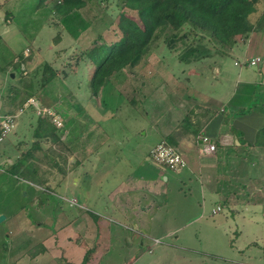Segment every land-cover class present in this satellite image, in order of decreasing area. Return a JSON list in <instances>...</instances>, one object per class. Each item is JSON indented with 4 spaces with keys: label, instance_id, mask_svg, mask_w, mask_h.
<instances>
[{
    "label": "rangeland",
    "instance_id": "obj_1",
    "mask_svg": "<svg viewBox=\"0 0 264 264\" xmlns=\"http://www.w3.org/2000/svg\"><path fill=\"white\" fill-rule=\"evenodd\" d=\"M58 1L0 0V114L13 116L10 131L0 141L2 214L9 215L13 203L17 206L28 202L24 192L32 193V201L37 202L46 191H52L51 187L59 192L58 187L71 179V173L79 165L83 167L90 155L104 150L105 142L107 147L120 148L118 159L122 161L113 167L114 172L135 167L138 136L147 128L146 121L154 120L157 112L166 109L168 112V101L172 105L174 97L177 100L174 90L184 87L186 63L192 61L195 70L210 78L215 75V68L222 72L223 63L236 59L251 35L231 37L220 43L189 24L178 31L159 30L136 66L113 73L92 93L89 83L95 67L86 51L95 45L110 46L120 39L117 21L122 12L140 27L142 24L136 12L120 8L122 0H86L85 6L74 12L76 17L65 26L49 12ZM255 7L250 21L254 30L264 33V1ZM49 69L53 72L52 80L45 83L44 78L51 76ZM194 80L195 86L204 91L217 87L213 79L202 83ZM207 109L199 107L200 118H195L191 126L199 127L210 119L211 111ZM167 118H173L171 112ZM47 123L52 126L48 137H36L34 132L45 128ZM179 127L175 136L181 141L180 133H185L182 122ZM110 141L113 145L108 146ZM230 161V157L225 159L226 165ZM228 183L231 184L230 179ZM228 192L231 194V187ZM202 207L191 204L183 208L186 216H200L199 219L186 226L175 224L176 228L181 226L180 232L171 238L162 237L153 254L145 253L142 261L236 264L231 252L236 238L232 218H225L223 212L212 216L216 205L208 198ZM229 212L230 208L226 209V215ZM215 220L218 227L214 226ZM5 225L0 222V229ZM163 249H168L167 255L161 252ZM128 260L126 264L130 263Z\"/></svg>",
    "mask_w": 264,
    "mask_h": 264
},
{
    "label": "crops",
    "instance_id": "obj_2",
    "mask_svg": "<svg viewBox=\"0 0 264 264\" xmlns=\"http://www.w3.org/2000/svg\"><path fill=\"white\" fill-rule=\"evenodd\" d=\"M250 34L236 59L223 63L222 72L214 67L210 78L195 70L192 61L186 63L184 87L174 90L178 97L172 105L168 101L173 118H167L166 109L146 121L136 143L140 148L134 147L135 167L114 172L122 161L120 148L105 142L104 150L79 165L59 192L51 187L38 202L24 192L28 202L13 203L9 215L0 212V222L6 223L0 229V264H126L127 258L129 264H153L141 258L152 255L162 237L175 236L181 227L175 224L186 226L199 219L182 209L191 204L201 208L206 198L216 205L212 216L223 212L235 225V242L229 243L233 262L264 264V136L258 135L264 129V33ZM206 79L217 87L204 91L193 82ZM199 107L211 111L199 132L212 139L228 133L232 146L214 156L203 155L195 135L181 131L182 140L176 137L174 146L182 153L184 167L169 170L155 163L151 149L178 133L185 117L195 124ZM166 250L161 252L167 255Z\"/></svg>",
    "mask_w": 264,
    "mask_h": 264
},
{
    "label": "trees",
    "instance_id": "obj_3",
    "mask_svg": "<svg viewBox=\"0 0 264 264\" xmlns=\"http://www.w3.org/2000/svg\"><path fill=\"white\" fill-rule=\"evenodd\" d=\"M85 1L59 0L49 8V12L67 26L72 17H76L74 12L85 6ZM259 1L264 0H122L120 8L136 12L142 26L122 12L117 21L120 39L110 46L95 45L86 51L87 58L95 67L89 83L90 91H98L113 73L136 66L159 30L169 28L178 31L189 24L202 33L210 34L220 43L235 36L246 38L254 30L250 16L255 13ZM55 40L58 41V38ZM49 71L51 76L44 78L45 83L52 80L53 72ZM38 121L41 122L40 119ZM182 126L185 133L195 136L199 133L200 128L191 126L189 117L183 119ZM50 131L52 126L47 123L45 128H38L34 135L48 137ZM258 135L264 136V129ZM175 139L176 136L172 135L167 141L175 145Z\"/></svg>",
    "mask_w": 264,
    "mask_h": 264
},
{
    "label": "built area",
    "instance_id": "obj_4",
    "mask_svg": "<svg viewBox=\"0 0 264 264\" xmlns=\"http://www.w3.org/2000/svg\"><path fill=\"white\" fill-rule=\"evenodd\" d=\"M12 125L13 116L0 114V141L10 131ZM194 139L201 154L208 156H214L220 149L232 146V136L228 133L212 139L200 131ZM150 156L155 163L169 170H178L185 165L182 153L176 146L165 140L151 149Z\"/></svg>",
    "mask_w": 264,
    "mask_h": 264
},
{
    "label": "water",
    "instance_id": "obj_5",
    "mask_svg": "<svg viewBox=\"0 0 264 264\" xmlns=\"http://www.w3.org/2000/svg\"><path fill=\"white\" fill-rule=\"evenodd\" d=\"M3 218H4L3 216H0V221H2V220H3Z\"/></svg>",
    "mask_w": 264,
    "mask_h": 264
}]
</instances>
